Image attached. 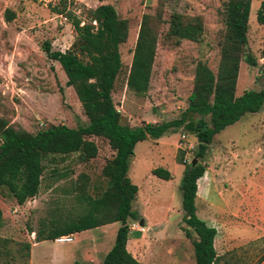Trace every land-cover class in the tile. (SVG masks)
<instances>
[{
  "label": "rangeland",
  "instance_id": "374dc122",
  "mask_svg": "<svg viewBox=\"0 0 264 264\" xmlns=\"http://www.w3.org/2000/svg\"><path fill=\"white\" fill-rule=\"evenodd\" d=\"M226 1L165 0L161 7L162 21L148 90L144 95H138L127 88V76L142 16L153 15L159 0H0V134L13 130L19 135H35L49 126L64 125L77 129L88 124L74 89L66 84L67 79L59 63L48 58L41 49L44 42H49L53 51L64 52L71 47L75 38L71 20L66 14L57 15L52 12L53 7H60L65 3L67 13L70 12L84 22L87 9L110 4L120 18L128 21V38L119 49L122 69L116 78L112 98L122 121L131 127H138L178 120L181 117L188 106L197 62L206 63L216 73L219 60L217 33L223 28L222 11ZM262 2L264 0H252L248 21V47L256 65L251 67L245 61L241 62L236 96L245 91L258 92L264 89V24L259 25L256 21V13ZM6 10L14 15L10 22L5 20ZM174 12L189 16L200 15L203 18L204 31L199 42L178 41L173 36H167L170 15ZM250 125H261L253 130L258 147L261 140H264V106L257 115L247 116L238 124L215 135L205 159L196 160V163L206 166L205 173L199 179L196 215L201 220L205 219L208 226H215L218 231L214 241L216 252L220 256L231 257V264H255L264 253V238L247 241L237 234L239 241L236 238L232 242L223 222L213 220L221 215V211L217 210L213 215L212 207L206 203L210 188V169L217 172L214 188L216 195H212L216 198L218 207L224 212V205L227 201L230 204V199L237 206L240 199L236 195L240 198L241 194L232 185L230 177L234 175L230 172L236 170L234 166L239 168L241 165L243 139ZM249 133L252 132L249 130ZM182 136L185 140H182ZM230 137L241 142L236 147L229 143L227 145ZM89 140L97 146L95 158L88 162H79L76 154L70 155L65 161H61L59 156L48 158L44 161L45 170L38 194L23 205H18L5 188H0L3 221L0 240L7 247V253L0 257V264L87 262L84 257L88 250L91 251L88 240L99 241L96 231L73 237V242L69 244L54 241L38 244L35 238L40 231L48 232V226H52V222H69L84 213V205L78 203L75 197L76 182L84 183L86 193L93 198L101 196L106 189L107 179L102 171L113 158L114 152L102 138L91 137ZM158 140L161 141L148 139L141 142L135 150L136 154L148 161L161 157L171 164L178 162L179 170L171 180L164 181L155 176L149 180V174L140 168V176L143 183L148 184V188L139 195L137 193L133 209H140L143 206L141 199H145L143 210L147 212V222L151 225L145 223L141 227L138 223H129L130 231L142 235L141 242L134 240L129 245V250H135L137 254L136 246L139 247L137 257L142 264H194L192 239L184 234L189 228L184 222L179 184L184 165L194 159L196 140L183 129ZM185 144H192L194 148L186 153L183 151V147H187ZM256 145L252 148H257ZM234 148L239 151V158L232 165L227 154L232 157L230 152ZM248 157L245 160L247 163ZM212 173L215 175V172ZM246 187L249 189L248 201L256 204L257 208L263 207L262 198L254 202L255 184L248 183ZM204 200L205 203L202 202ZM245 224L250 225L248 228L253 227L251 222ZM108 230L113 232L115 229L110 227ZM108 233L104 241L103 238L100 241H103L102 245L105 243L104 247L98 246L99 258L113 245L114 235ZM132 237L135 238L134 235ZM25 245H30L29 250L25 249ZM27 254L29 256L26 258Z\"/></svg>",
  "mask_w": 264,
  "mask_h": 264
},
{
  "label": "trees",
  "instance_id": "16d2710c",
  "mask_svg": "<svg viewBox=\"0 0 264 264\" xmlns=\"http://www.w3.org/2000/svg\"><path fill=\"white\" fill-rule=\"evenodd\" d=\"M251 2L227 0L224 3L223 28L217 33V71L214 74L206 63L197 62L188 106L181 117L138 127H131L122 121L112 98L116 78L122 69L119 49L128 38V21L120 18L110 4L87 9L84 22L67 13L65 3L51 9L57 15L66 14L71 20L75 38L71 47L64 52L53 51L49 42H44L41 49L48 58L59 63L67 79L66 84L74 89L88 124L77 129L64 125L49 126L35 135H19L13 130L2 132L0 188H5L18 205H23L38 194L45 170L44 161L48 158L59 156L61 161H65L74 154L79 162L95 158L97 146L89 140L91 137L104 139L114 156L102 171L107 185L101 196L91 197L86 193V185L76 182L75 197L78 203L84 205V213L69 222L46 225L49 231L36 233V243L54 241L61 236L115 223L118 228L113 245L100 264H141L126 247L129 223H139L142 219L133 209L138 188L128 177L136 144L147 139L158 140L183 129L196 140L193 160L203 161L215 135L240 121L245 114L260 112L264 106V89L245 91L240 96L235 93L241 62L245 61L251 67L256 65L247 40ZM164 3L165 0H159L156 12L143 15L140 22L127 76V88L138 95H144L148 90ZM13 19L14 15L6 10V22ZM256 21L259 25L264 24V2L257 10ZM168 25L167 36H173L178 41L199 42L204 31V21L200 15L174 12ZM192 161L184 165L179 190L184 222L189 228L184 234L192 239L194 264H231V257L218 255L214 248L217 230L196 215L197 181L205 173L206 166L200 162L193 165ZM151 174L164 181L172 178V174L162 167L152 169ZM2 222L0 210V228ZM6 248L0 240V257L7 253ZM29 248L30 245H25L26 250ZM263 260L264 253L255 264H261Z\"/></svg>",
  "mask_w": 264,
  "mask_h": 264
},
{
  "label": "crops",
  "instance_id": "0c3cea01",
  "mask_svg": "<svg viewBox=\"0 0 264 264\" xmlns=\"http://www.w3.org/2000/svg\"><path fill=\"white\" fill-rule=\"evenodd\" d=\"M255 115H257V113L245 114L241 118V120L235 124H238L239 122L244 120L247 116H255ZM235 124H233V125H235ZM233 125L228 126V127H232ZM259 126H261V125H256V127H253L252 125H250V127L247 128L246 133L244 135V139H243V150L241 151V155H242L241 156L242 157L241 165L239 168H237V166H234L236 169L235 171L237 173H235V171L230 172L234 175V176L231 175V177H230L231 183L233 186L237 187L238 191L241 194L240 198L238 197V195H236V198L240 199L239 200L240 202L237 204V206L233 203V200L230 199V204L228 203L229 201H227V203H225V205H224V210H223L224 212H222V210H221L222 208L218 207L219 204L216 202L217 201L216 198H213L214 196L212 195V194L216 195L214 188H216V174H217V172L213 168L210 169L211 178H210V188H209L208 197H207L208 199H207V202H206V200H204L202 202L209 203V206L212 207L211 213L213 215L216 214L215 212H217V210L221 211V215L213 218V220L217 223H220L219 220H221L223 222V225L227 227L226 230L230 234V237H229L230 241H232L234 239L236 240L237 234H239V237L241 239L244 238L247 241L258 240V239L264 238V203H263V207H260V208H257L256 204L250 203L248 201V200H250V197L248 194L249 189L247 190V187H246L248 185V183H254L255 184V188L253 190V195H254V199H255L254 202L259 198H262L264 201L263 140H261L260 146L257 147L256 141H254L255 132L253 131L254 128L257 129V128H259ZM249 130L252 133H249ZM156 141H161V140H156ZM240 142L241 141L236 140L233 137H230L226 143H227V145L229 143L231 146L236 147V146H238V144ZM140 143L141 142L136 144V146L134 148V156L132 158V161L130 163L129 170H128V177L131 180L132 184L137 186L138 195H139V193H141V191H145L148 188V184L143 183V179L140 176V174H141L140 168L144 169V172L149 174L148 175L150 178L149 180H152L151 178L153 175L151 174V170L154 168L163 166L162 168L168 170L172 174V176H173V174H175V172L177 170H179L178 162H174L171 164L170 162L163 160V158H161V157L159 159H156L155 161H148V160H146V158L141 159L140 156H138L135 152V150L137 149V147L139 146ZM253 145H256L257 148L253 149L252 148ZM237 151L238 150L236 148H234V150L230 152L232 154V157H231V155L227 154V157L230 158L232 165H234L235 160H237L239 158V153H238L239 151L238 152ZM233 157H234V160H233ZM247 157L249 160L248 163L245 161ZM149 163H152V165H147ZM212 172H215V175ZM226 174L228 175V173H226ZM199 192H200V187H199V180H198L197 181V196L195 199V207L196 208H197V202L199 199V197H198ZM145 202H146L145 199H141V204H143V206L145 205ZM243 204H245V206ZM143 206L140 209L138 208V209H134V210L137 211L139 213V215L142 217V220L144 221V225H145V223L147 225L148 224L151 225L149 222H147L148 221V214L146 211L144 212ZM249 206H250V208H249ZM196 213H197V210H196ZM202 220L205 221V219H203V218H202ZM246 222H251L252 223L251 225L253 227L248 228V226H250V225L247 226V224H245ZM212 226H213V228L215 227L214 225H211L210 227H212ZM110 227L114 228L115 230H113V232L109 231L108 228H110ZM116 227L118 228L117 224L114 223V224L104 225V226H101V227L93 229V230H87V231L81 232L79 234H73V237H78V236L83 235V234H91L93 231L98 232L99 241H97L95 239L88 240L91 243L89 245L91 247V251L88 250L86 253V256L84 257V259L87 262H91L92 264H100L101 263L105 254L111 248L107 252L104 253L102 258H99L98 246L101 245L100 248L104 247L105 243H103V245H102V242L104 241V238H106L105 236H107V232H109L108 234L115 236V233L117 230ZM132 235H134L135 238L132 237ZM137 237L139 239H137ZM141 237H142V235L138 234L136 231H134V232L130 231L129 232V238L127 241V246H126L127 251L139 262H140V259L137 257V254L139 252V247L136 246V252H137V254H136L135 250L134 251L129 250V245L132 244V242H134V240L141 242L140 241ZM102 238H103V241L100 242L102 240ZM237 241H239L238 238H237ZM40 243H44V242H40ZM214 248H215V244H214ZM261 264H264V260L261 262Z\"/></svg>",
  "mask_w": 264,
  "mask_h": 264
},
{
  "label": "built area",
  "instance_id": "2783aa9c",
  "mask_svg": "<svg viewBox=\"0 0 264 264\" xmlns=\"http://www.w3.org/2000/svg\"><path fill=\"white\" fill-rule=\"evenodd\" d=\"M182 140H185V137L182 136ZM187 147H183V151L187 153V150H191L194 148L192 144H185ZM185 162V161H184ZM55 243L59 244H69L73 242V235L61 236L54 240Z\"/></svg>",
  "mask_w": 264,
  "mask_h": 264
},
{
  "label": "water",
  "instance_id": "95a60500",
  "mask_svg": "<svg viewBox=\"0 0 264 264\" xmlns=\"http://www.w3.org/2000/svg\"><path fill=\"white\" fill-rule=\"evenodd\" d=\"M192 164L195 165L196 164V160H193ZM138 224H139V226L143 227L144 226V221L141 219ZM83 264H92V263L91 262H85Z\"/></svg>",
  "mask_w": 264,
  "mask_h": 264
}]
</instances>
